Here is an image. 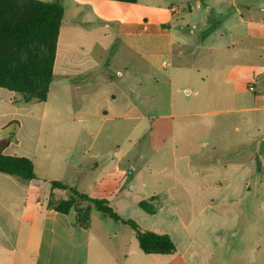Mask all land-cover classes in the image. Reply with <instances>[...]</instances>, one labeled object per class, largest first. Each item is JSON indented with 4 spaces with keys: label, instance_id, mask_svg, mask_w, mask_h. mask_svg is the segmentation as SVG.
<instances>
[{
    "label": "crops",
    "instance_id": "obj_1",
    "mask_svg": "<svg viewBox=\"0 0 264 264\" xmlns=\"http://www.w3.org/2000/svg\"><path fill=\"white\" fill-rule=\"evenodd\" d=\"M59 1L65 16L47 101L23 104L0 88V142H9L4 153L29 158L36 174L23 181L0 172V264L107 262L103 247L92 260L90 226L49 207L51 197L68 198L67 191L52 189V181L108 202L123 219L170 236L177 248L145 254L132 229L126 253L114 264H264V44L261 51L243 50L242 63L261 65L255 71L230 58L239 39L264 42V17L248 5L242 14L237 0H215L225 7L216 14L223 27L218 34L212 20L191 19L209 0ZM174 6L179 13L171 12ZM196 29L199 43L191 36ZM226 36L233 49L220 48L226 86L218 88L222 108L216 112L178 109L172 73L166 82L137 63L167 73L176 59L202 53L203 39ZM128 57L132 62L114 78L111 63ZM105 69L111 79L98 77ZM54 85L63 96L56 105ZM214 113L236 114L240 121L248 115L252 129L242 132L239 121L226 145L210 146L209 131L197 143L201 133L187 126ZM156 125L170 131H156ZM154 138H167L171 146ZM98 189L103 197L94 198ZM142 202L157 212L147 213Z\"/></svg>",
    "mask_w": 264,
    "mask_h": 264
},
{
    "label": "trees",
    "instance_id": "obj_2",
    "mask_svg": "<svg viewBox=\"0 0 264 264\" xmlns=\"http://www.w3.org/2000/svg\"><path fill=\"white\" fill-rule=\"evenodd\" d=\"M65 16L63 4L57 0H0V88L20 96L23 104L46 102L54 81L58 39ZM8 141L0 142V172L23 181L36 179L33 162L26 157L4 153ZM52 189L67 191L68 198L59 201L52 197L49 207L70 214L76 224L89 228L91 211L131 227L145 254H173L177 248L170 236L144 230L132 220L123 219L108 202L90 198L87 194L61 182L52 181ZM149 214L157 208L140 203Z\"/></svg>",
    "mask_w": 264,
    "mask_h": 264
},
{
    "label": "rangeland",
    "instance_id": "obj_3",
    "mask_svg": "<svg viewBox=\"0 0 264 264\" xmlns=\"http://www.w3.org/2000/svg\"><path fill=\"white\" fill-rule=\"evenodd\" d=\"M237 4L241 9V13L245 14L246 10L244 6H250L253 9L254 15L258 17H264V12L261 10L264 9V0H237ZM212 9L207 11L208 7ZM225 7L220 2H215V0H209L206 7L201 9V12L193 18L192 20H196L197 18H201V20H212L214 27L216 26V30L218 34L221 32L222 24L221 20L217 17V12L220 9H224ZM201 13V15H200ZM237 14V13H235ZM185 16V15H184ZM190 25L192 26L193 22L190 21ZM230 24L234 23V18L230 17ZM196 33L191 35L196 42L199 43V30L196 29ZM211 33V32H210ZM212 33L210 34V36ZM231 39L229 36H226L224 39L222 37H216V40L213 41L212 37L210 39H203L202 43L204 44V50L202 53L196 54L193 58H183V59H176L174 61L173 67H169L167 69V73H160L158 71L152 70L149 68L147 63H142L140 60L137 62L139 67H142L144 70H149L153 76L160 78L163 81H170V73H172V82L174 88V96L176 100V107L178 109L184 108L186 111H190L193 113L198 112H216L220 108L217 105V94L218 88L220 85L226 86V83L223 81L222 73L227 65V60L223 57L220 48L222 46L230 45ZM237 46L234 51L237 52L236 56H231V61L237 62L240 67H245L247 70H257L258 67L261 65H253L252 63H242L245 61L243 58V50L248 49L252 51H261L262 49L259 47L264 42L261 43H253L241 41V39L237 40ZM108 55V52H107ZM106 60V58H105ZM132 62L131 58L127 59H117L111 63V69L114 71L113 77L116 78L117 70H122L126 66H129ZM231 62V63H232ZM232 67V66H230ZM107 70V69H105ZM100 71V70H99ZM98 77H104L106 79H111L112 75L108 73V70L105 71L103 75L98 73ZM233 79V83H236L235 78ZM252 83H254V79H250ZM224 83V84H223ZM163 94V93H162ZM58 98H63L61 96L60 90H58V86L54 85L52 92H51V99L55 100L54 104L56 105V100ZM66 99V98H65ZM72 99L69 101V105L66 107L71 108ZM232 106H229L231 108ZM66 113H69L67 110ZM241 116L236 114H229L224 116L222 114L214 113L210 114V116L205 118H194L196 122L192 126H187L188 131H199L201 134L198 135V139L194 138L197 143H203L206 131L210 132L209 136V143L210 146H219V145H226L228 141L233 140V138L237 135L235 133V127L239 124L241 120ZM241 122V130L242 132H247L249 129H252V123H249V116L246 115L245 120L242 119ZM186 125V124H185ZM183 124L180 126L179 129L182 128ZM110 127H107L109 129ZM130 129V127H129ZM156 131H170L169 125H156L153 128ZM223 132L227 133L225 138L222 135L218 138V135ZM229 137V138H228ZM151 138H148V140ZM160 141L161 146H168L170 145V140L168 141L167 138L164 139H153ZM165 140V142H164ZM193 141V138L191 139ZM171 146V145H170ZM194 159H197L194 157ZM94 198H101L103 197V193L101 190L92 191ZM67 197V196H66ZM65 197V198H66ZM119 197L117 198V202H114L116 210L119 212ZM115 196L112 197V200H115ZM90 230L94 236V243H93V253H92V260L97 259L99 255L98 252L102 249V253L105 255V259H107L106 263L103 264H114L116 262V258L118 262L120 261L121 257L126 253V243L130 236L133 233L131 227L120 224L116 222L114 219L104 217L100 212L93 209L91 211V222H90ZM94 261V262H95ZM113 262V263H112Z\"/></svg>",
    "mask_w": 264,
    "mask_h": 264
},
{
    "label": "built area",
    "instance_id": "obj_4",
    "mask_svg": "<svg viewBox=\"0 0 264 264\" xmlns=\"http://www.w3.org/2000/svg\"><path fill=\"white\" fill-rule=\"evenodd\" d=\"M171 12H172V13H179V12H180V9H179L178 7H176V6H174V7L171 9ZM250 90L254 91V90H255V87H254V86L250 87Z\"/></svg>",
    "mask_w": 264,
    "mask_h": 264
}]
</instances>
